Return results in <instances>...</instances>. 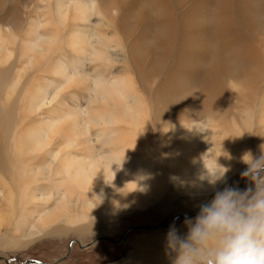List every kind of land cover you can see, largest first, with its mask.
I'll list each match as a JSON object with an SVG mask.
<instances>
[{
    "label": "bare ground",
    "instance_id": "bare-ground-1",
    "mask_svg": "<svg viewBox=\"0 0 264 264\" xmlns=\"http://www.w3.org/2000/svg\"><path fill=\"white\" fill-rule=\"evenodd\" d=\"M35 1L25 0L20 17L13 15L11 21L0 24V63H4L0 68V202L5 203L6 193L13 202L20 201L22 212L13 223L16 230H24L26 235L37 226L51 234L73 223L86 230L111 215L110 210L145 205L171 189L175 193L197 189L215 193L227 185L226 180L212 186L202 177L218 164L229 169L226 178L238 168H248L242 157L253 153L252 142L264 141V47L255 34L244 38L237 31L230 36L238 42L227 47L222 43L218 49L204 31L215 22L222 25L216 27L219 30H230L231 7L246 25L257 12L264 18V0H192L188 4L189 9L178 20L187 28L183 37L189 39L180 46L183 54L179 62L191 55L198 60L200 53L192 49L220 53L212 56L213 67L185 68L192 71L190 80L201 79L200 89L188 88L186 82L181 85L186 79L175 81L179 72L176 75L175 69H169L161 88L168 87L170 96L160 107L158 92L144 90L150 87V71L143 77L141 58L132 53L138 50V39L129 46L114 37L127 40L126 33L131 31L127 25L131 23H125L126 19L140 3L148 11L143 21L163 18L157 31L172 33L170 25L176 22L182 0H174L175 4L123 0L122 5L118 0H53L48 11L31 18V9L40 8ZM216 10L217 17L213 14ZM138 17L136 14L135 19ZM262 33L264 36V30ZM127 47L132 69L126 61ZM14 57L21 62L18 68ZM28 72L27 79L24 75ZM25 79L27 85L16 94L18 98L10 100ZM80 91L87 94L83 103ZM200 93L201 102L197 101ZM66 95L73 98L74 105L65 100ZM16 101H22L18 114H36V123L24 128L20 125L27 117L15 118L12 105ZM17 132L20 140L27 138L24 147L30 143L33 147L22 149L20 142L16 145L20 152L10 150ZM5 181L15 188L8 190ZM161 203L167 204L168 199ZM72 207L79 208L80 216L70 215ZM199 210L185 215L191 217ZM185 215L158 226H171ZM144 241L141 250L153 248ZM135 252L109 264H139L143 253ZM156 263L171 264V258L160 257Z\"/></svg>",
    "mask_w": 264,
    "mask_h": 264
},
{
    "label": "rangeland",
    "instance_id": "rangeland-1",
    "mask_svg": "<svg viewBox=\"0 0 264 264\" xmlns=\"http://www.w3.org/2000/svg\"><path fill=\"white\" fill-rule=\"evenodd\" d=\"M24 1L25 0H0V24L8 23L9 21H11L12 20L11 17L13 15L15 17H20L21 13H23L24 11L23 6H22V3ZM38 1L39 0H36L35 3L37 2L36 4L39 5L40 8L38 7L37 9L35 8L31 9L32 11L29 12V16L31 18H36L38 17V14L40 16V14L44 13L45 11H48L50 9V7H47L48 3H51L53 0H44V1H39V2ZM73 1H76V0H73ZM191 1L192 0H182L181 1L183 3L181 5L182 7H179L175 13L176 22L173 24V26L170 25V31L172 30V33L171 32L168 33L166 30L157 31V28H161V25L163 24L162 23L163 22L162 20H164L163 18H155L154 16L153 21L151 19L149 20L150 22L143 21V18L144 16L148 14V11L146 10V8H144L145 6H143V4L140 3L141 8L139 6L137 7L138 9L135 8L137 10L130 12L131 14L129 13L130 16L129 18L126 19L127 21L125 22V23L127 22L131 23L130 26L127 25L128 27H131V31H127L126 33V35L128 34L129 38L127 37V40H126L123 37H119V38L116 36L114 37L116 38L117 41L121 42L122 45L128 42L127 44H129V46H130V43H132V41L138 39L137 41L138 50L134 52L132 50L131 51L134 56L139 55L138 57L141 58L140 60L144 64V65L141 64L139 66V71L141 72V75L144 77V72L150 71L151 76L149 80H147L149 82L150 87L148 88V90L145 87L144 90L147 92L151 91L152 93H154L153 91L155 89L156 92H158L159 95H157L156 102L158 103L159 107L162 105V102H164L165 99L170 96V94H167V91L168 92L170 91L168 90L169 89L168 87L164 86L165 88L164 87L161 88L162 81L164 79L166 80L168 79L167 75H168L169 69L171 68L175 69L176 75L179 72L178 74L179 76L177 75V77L179 78L176 79L175 81H178L180 77H181L180 82H182L183 79L187 80V81L184 80L181 83V85L183 84L185 86V82H186L187 84L186 86L188 88L192 89L194 86H198L200 89L202 85L201 79L196 80V82L192 79L190 80L192 71L190 70L187 71V69L185 68H189V67L196 68L199 66L204 67V68L213 67L214 63L212 62V56L214 54L220 53V51H217V50L215 51L217 53H215L212 50L204 51L200 49L198 50L192 49L191 52H196L198 54L200 53L199 56L197 57L199 59L193 60L191 59L192 58V55H191L190 58H187V60L179 62V59H182L181 58L182 56H179V55L183 54V51H181L180 46L184 41L188 42L189 39L185 40V38L183 37L184 30L187 28H184L185 24L178 23V20L181 19V16L183 15V13H185L189 9V5ZM121 2L123 3V0H118L119 5H122L120 4ZM166 2L175 4L174 0L172 1L166 0ZM233 8L234 7L229 8L230 10L228 9V11L230 12L232 11L231 12L232 17L228 25V29H230L228 30L229 32L228 31L225 32L221 29L219 30L218 28H216L217 26H222L220 23L215 22L213 23V25L211 23L210 25L205 26V27L209 26L208 28H206V31H204L207 35V40L217 44L216 48L218 49L220 48L222 43H223L222 46H224L225 44V47H227L229 46V43H232L233 41H237V39L235 40L232 39L233 37L230 36V33L240 31L242 35L244 36V38L246 37L252 38L253 35L255 34L254 37H258L257 42L263 48L264 47V36H263L262 31L264 30V18L260 17L257 12V14L254 16L253 22L251 24L249 23L246 25V23L242 21L237 15L235 8L234 9ZM142 9H144V11H142ZM213 9L215 10V8ZM217 13L218 12L216 10L213 13L214 16L217 17V15L218 16L220 15L219 13L218 14ZM136 14L140 16L138 17V20L135 19ZM257 20L259 21L257 22ZM141 21L143 24H141ZM143 32H145V35L142 38L141 35L143 34ZM173 33H175L176 35L175 34L173 35ZM260 38H262L263 40ZM216 39L217 40L220 39V40L217 41ZM155 40L157 41L155 42ZM260 42H262V44ZM128 47L126 49L127 51L126 54H128L127 55L128 58L126 57V61H128L127 65H129V68L131 67L130 69H132L133 61H132L131 56H129L130 53H129ZM172 47L174 50L172 49ZM16 48L17 46H14V49ZM204 53L207 55H205ZM13 61L16 62L15 64L16 68H18L21 65V62L17 61V57H14ZM229 66H232V65L230 64ZM3 67H4V63H0V68H3ZM30 72L25 74L24 77H26ZM28 78L29 76H27V79ZM27 79H25L24 81H21L17 85L15 89L16 93L13 96L12 95L10 96L11 98L10 100H14V98L15 99L18 98L16 94L19 93L21 89L25 88V86L27 85L25 84ZM51 83H53V81ZM237 83H235V85H238ZM166 86H169L171 91L173 90L171 85L167 84ZM162 92L164 93L162 94ZM78 93L80 95V98L82 97L84 98L87 96V94H84V92L82 91ZM195 93L197 92L195 91ZM81 94L83 96H81ZM236 95L237 94L233 93V96H236ZM199 96L200 97H198L197 101L201 102L203 100V96L201 93ZM83 98L82 100H80V102L82 103L84 101ZM231 99L233 100L232 95H231ZM65 100L66 101L68 100L67 102L74 101L73 98L69 95H66ZM74 102H72L73 105L75 104ZM21 105H22V101H16L15 104L12 105L13 114L16 119L17 117L19 116L23 117L24 115L27 117V120L29 119L27 123H26L27 120L24 123L20 122V125L23 126L24 128V127H27L28 125H32L36 123L38 120V116H36V114H27V113H21V115L18 114V111H20ZM241 119L242 118H238L237 120L241 121ZM24 124H27V125H24ZM20 142L22 144V149L33 147L31 143L28 147L26 146L24 147L23 145H27V138H21L20 140L19 132H17L14 137V142H13L14 144L10 147V150H13L16 148V152H20L19 151L20 148L16 146ZM251 145L253 147L252 155L258 156L261 152V146H264V141L259 142V144H255L254 142H252ZM245 170L246 169L243 170V168H238L233 174H231V176L226 178L225 184L227 185L223 186L220 190H223V188L226 186L239 188L241 190H244L248 188L249 186L254 187V182H252L248 177L245 179V177L241 175V173L244 172ZM4 183L8 190L15 188L13 183H10L8 181H5ZM37 184H40V182H37ZM0 186L3 187V182L1 181H0ZM171 188H172V185H169V189ZM213 193L214 192L204 193V189L179 190L177 193H175L173 189H171V190H168V193H165L164 196L161 197L158 195L156 196L158 198L153 200L152 202L147 201L145 205L138 203L137 205L132 204L133 205L132 207L130 205V206H125L119 210H110L111 215L105 216L106 219H104L103 221L99 220V223L96 226H93L92 228H87L86 230L78 229V226L76 225V223H73L70 226H68L67 227L68 229L66 230H62L58 233L55 232L51 234L50 233L46 234V232H44L43 229H40L39 227L37 228V226H35L34 227L35 230H31L28 234L26 233V235H25L24 230H21V229L16 230L13 225L15 220H19V215L22 212L19 207L20 201L13 202L11 200L10 194L6 193L4 195L7 196V199H6L7 202L5 201L4 204L0 202L1 203L0 204V256L9 258L13 263H21L26 258H36V259L42 260L43 262H51L54 264H109V263H115L121 260L122 258L127 257L131 251L133 252L136 251L135 253H139V252L143 253L142 255L143 260H141L139 264H157L156 263L157 258H160V257L170 258L166 252V241H163L165 240L164 238L166 237L170 226L165 227L162 225L160 226L158 225L163 222L171 223L174 215L176 214L192 213L194 210L199 209V205L201 203H204L207 199H209L213 195ZM213 197H211L209 201ZM164 198L168 199V203L162 205L161 200H163ZM69 210H70V215H73L74 217L80 216L79 208L72 207ZM197 214H194L191 217H195ZM190 215L191 214H187L185 216L190 217ZM185 216L179 218L177 222L175 223L176 227L179 229V232L181 234H186L187 232V227L184 226L183 224ZM98 219H100V217ZM134 225H139V226L148 225V227L129 229L130 227ZM153 226H156V227H153ZM106 236H111L114 239L110 240L106 238ZM144 240L149 241L151 245L153 246V248L146 247L147 249L142 248L141 250V247H144V244H143L145 243ZM161 240L163 241L164 244L163 243L161 244L159 242ZM0 264H10V263H8L4 258H1ZM28 264H35V263H28Z\"/></svg>",
    "mask_w": 264,
    "mask_h": 264
},
{
    "label": "clouds",
    "instance_id": "clouds-1",
    "mask_svg": "<svg viewBox=\"0 0 264 264\" xmlns=\"http://www.w3.org/2000/svg\"><path fill=\"white\" fill-rule=\"evenodd\" d=\"M242 160L248 168L241 175L254 187L217 190L195 217L185 216L186 234L173 223L166 235L171 264H264V146ZM218 165L202 177L212 186L224 182L229 170Z\"/></svg>",
    "mask_w": 264,
    "mask_h": 264
},
{
    "label": "water",
    "instance_id": "water-1",
    "mask_svg": "<svg viewBox=\"0 0 264 264\" xmlns=\"http://www.w3.org/2000/svg\"><path fill=\"white\" fill-rule=\"evenodd\" d=\"M222 186V185H221ZM220 186V187H221ZM219 187V188H220ZM215 194V193H214ZM213 194V195H214ZM207 201H208V199L205 201V203H207ZM197 212V211H196ZM179 215H185L184 213H179V214H176V215H174V217H173V220H172V222H174L176 219H177V217L179 216ZM165 223V222H164ZM164 223H162V224H164ZM133 227H140L139 225H134V226H132V227H130L129 229H131V228H133ZM106 238H108V239H110V240H113L114 238H112L111 236H106ZM97 239H99V238H97ZM0 258H4L8 263H10V264H27V263H30V262H36V263H43V261L42 260H40V259H36V258H26L25 260H23L21 263H13L9 258H7V257H4V256H0ZM49 263V262H48Z\"/></svg>",
    "mask_w": 264,
    "mask_h": 264
}]
</instances>
